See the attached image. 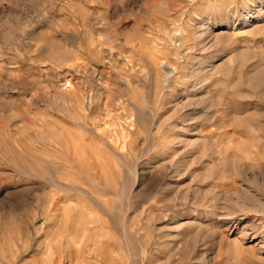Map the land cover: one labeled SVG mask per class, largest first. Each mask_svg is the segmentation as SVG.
Returning a JSON list of instances; mask_svg holds the SVG:
<instances>
[{"label":"rangeland","instance_id":"obj_1","mask_svg":"<svg viewBox=\"0 0 264 264\" xmlns=\"http://www.w3.org/2000/svg\"><path fill=\"white\" fill-rule=\"evenodd\" d=\"M0 264H264V0H0Z\"/></svg>","mask_w":264,"mask_h":264}]
</instances>
